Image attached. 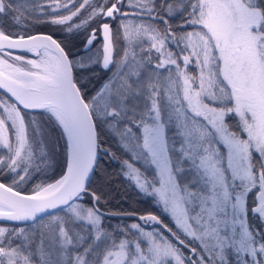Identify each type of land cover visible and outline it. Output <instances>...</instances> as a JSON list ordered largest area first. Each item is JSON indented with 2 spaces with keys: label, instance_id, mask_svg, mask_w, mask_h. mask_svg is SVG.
Masks as SVG:
<instances>
[{
  "label": "snow or ice",
  "instance_id": "1",
  "mask_svg": "<svg viewBox=\"0 0 264 264\" xmlns=\"http://www.w3.org/2000/svg\"><path fill=\"white\" fill-rule=\"evenodd\" d=\"M105 137L174 227H105ZM0 221V264H264V0H0Z\"/></svg>",
  "mask_w": 264,
  "mask_h": 264
},
{
  "label": "trees",
  "instance_id": "2",
  "mask_svg": "<svg viewBox=\"0 0 264 264\" xmlns=\"http://www.w3.org/2000/svg\"><path fill=\"white\" fill-rule=\"evenodd\" d=\"M10 22V20H6L2 25L6 31H23L21 27L15 26ZM21 23H24V21H21ZM170 23H172L175 27L176 25L180 24L181 21L177 19L170 21ZM31 27L32 31H46L48 33H57L58 39H64L65 42L70 46H74L73 51H78L82 47V36L62 34L61 29L54 28L50 25L45 24H36L32 25ZM103 78L104 73L97 70L94 74V79L88 85L89 89L91 90L93 85L99 86V83L102 82ZM105 139L108 141L105 146L111 147V151L115 153V156L118 158V160L101 153L99 166L96 169V175H94L92 178L94 181L93 188H98L103 193L100 208L112 211H134L138 213L151 211L159 215L166 223L169 224V226L174 227L167 214H165L154 202L153 197L148 193L141 191L131 180H129L122 174L123 161L130 159L129 154H126L110 137H105ZM63 160V150L61 147L57 146L56 150L53 152L50 158L52 167L48 169L49 177L55 179L62 174ZM135 166L141 168V171L146 170L147 174H149L150 167L144 161L136 162ZM53 172L55 173V176L52 175ZM41 179L42 176H36L30 182L24 184L21 188L18 189L26 192L32 191L33 186L40 183ZM48 182H50V180ZM46 218L47 217H45V219ZM119 220H121L123 224L126 223V220L136 221L135 217L132 216L105 215L104 225L111 231L113 229H116L114 225H116L117 221ZM0 223L7 226L23 225L5 221H0ZM27 223L29 224V226L31 225V222Z\"/></svg>",
  "mask_w": 264,
  "mask_h": 264
},
{
  "label": "water",
  "instance_id": "3",
  "mask_svg": "<svg viewBox=\"0 0 264 264\" xmlns=\"http://www.w3.org/2000/svg\"><path fill=\"white\" fill-rule=\"evenodd\" d=\"M33 33H36V32H44V33H48L46 31H32ZM58 178V177H57ZM19 190V189H17ZM22 191V190H20ZM24 192V194H30L31 191L29 192H26V191H22ZM101 211L105 213V215H114V216H132V217H135V216H138V215H141V214H146V213H149L151 211H145V212H141V213H138V212H134V211H112V210H108V209H103L101 208ZM153 213V212H151ZM128 214H135V215H128ZM155 214V213H153ZM157 215V214H156Z\"/></svg>",
  "mask_w": 264,
  "mask_h": 264
},
{
  "label": "rangeland",
  "instance_id": "4",
  "mask_svg": "<svg viewBox=\"0 0 264 264\" xmlns=\"http://www.w3.org/2000/svg\"><path fill=\"white\" fill-rule=\"evenodd\" d=\"M11 23V22H10ZM185 30H191V29H185ZM190 71H194V70H192V69H190ZM152 171H153V169L150 167V170H149V176H151V174H152ZM133 182V181H132ZM134 183V182H133ZM135 184V183H134ZM153 200H154V202L158 205V207L162 210V206L159 204V203H157V201H156V199L153 197ZM133 222H137V221H135V220H126V223H122L121 222V220H119V221H117V223H116V225H114L116 228H118V227H123V226H125V225H128V224H131V223H133ZM0 226H7V225H5V224H1L0 223ZM18 226H23V225H18Z\"/></svg>",
  "mask_w": 264,
  "mask_h": 264
}]
</instances>
